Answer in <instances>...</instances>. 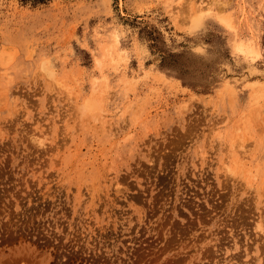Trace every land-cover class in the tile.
<instances>
[{"label":"rangeland","instance_id":"374dc122","mask_svg":"<svg viewBox=\"0 0 264 264\" xmlns=\"http://www.w3.org/2000/svg\"><path fill=\"white\" fill-rule=\"evenodd\" d=\"M0 264H264V0H0Z\"/></svg>","mask_w":264,"mask_h":264}]
</instances>
